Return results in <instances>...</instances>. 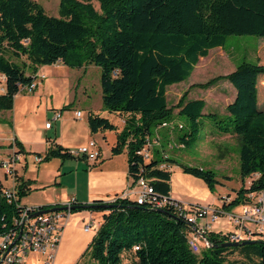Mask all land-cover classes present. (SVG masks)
<instances>
[{"label": "trees", "instance_id": "16d2710c", "mask_svg": "<svg viewBox=\"0 0 264 264\" xmlns=\"http://www.w3.org/2000/svg\"><path fill=\"white\" fill-rule=\"evenodd\" d=\"M93 1L98 2L99 10ZM231 35H254L259 37L260 47L264 46V0H59L58 16L48 15L35 0H0V74L5 80L0 111L13 108L15 95L31 85L39 67L93 64L100 69L102 107L123 119V126L119 130L107 117L91 111L87 124L91 133H116L111 152L126 149L130 186L143 177L157 198H175L170 195V165L177 164L214 190L218 179L211 168L179 163L167 154L158 156L157 148L149 149L148 157L140 152L152 142L158 128H173L176 115L189 122L192 131L209 116L223 134L237 138L242 180L257 174L247 187L241 185L234 197L222 201L223 209L230 210L243 203L247 193L264 190V62L242 61L231 72L196 84L207 88L224 79L235 88L234 99L219 120L216 113L206 112L203 99L186 100L183 94L174 107L169 106L166 89L188 78L199 59L212 48H222ZM262 51L264 59V48ZM12 57L24 60L18 63ZM187 139V134L180 135V144ZM14 143L23 151L19 139ZM69 149L50 141L37 155L41 161L77 157ZM31 182L16 174L17 197L7 200L3 194L6 185L0 180V233L12 227L13 216L26 206L20 199ZM92 202L113 205L93 208L75 199L69 201L71 211H103L75 264L86 255L93 264H251L253 254L258 256L256 264H264L263 240L223 245L228 237L222 231H206L209 244L199 252L192 251L187 242L190 226L172 206L157 208L120 194L112 201ZM57 204L61 203L39 206ZM233 251L241 257L235 263L226 255ZM123 253L128 260H123Z\"/></svg>", "mask_w": 264, "mask_h": 264}, {"label": "rangeland", "instance_id": "374dc122", "mask_svg": "<svg viewBox=\"0 0 264 264\" xmlns=\"http://www.w3.org/2000/svg\"><path fill=\"white\" fill-rule=\"evenodd\" d=\"M40 3L45 12L50 16H58L59 0H35ZM95 9L99 10V4L93 1ZM259 37L254 35H231L227 36L222 48H212L207 56L201 57L195 65L190 76L182 82L170 85L166 89V97L169 106L174 107L179 99L185 94V99H203L206 103V112L217 114V120L224 117L225 107L235 96V88L227 80H219L207 88L196 86L198 83H204L209 79L218 75H225L231 72L236 65L242 61L253 63L264 62L262 57L264 46L260 47ZM13 61L20 62L24 60L11 58ZM62 68H59V67ZM29 73L28 68L26 69ZM41 73L45 74L41 78ZM100 69L99 67L88 64L81 68H70L61 63L41 66L36 76L35 82L37 87L33 91L21 89L15 97L14 107L11 110L2 111L0 116L3 121L0 122V142L3 143L1 153L12 150L7 142L12 141L15 130L19 133H25L28 140L27 148L42 149L41 140L47 135L41 133L45 121L51 120L56 124L64 120L67 127L81 128L89 111L107 117L116 125H119V116L116 113L108 112L101 105V89H100ZM5 80L0 74V84L3 86ZM259 91L262 90L259 88ZM264 100V95L262 96ZM65 103V104H64ZM66 110H62V117L58 121H54V109H60L62 106L69 104ZM82 111L80 119L74 118V110ZM174 108V113L177 112ZM14 121V125H13ZM178 124H182L183 128H178ZM220 124H223L221 122ZM216 121L209 116L204 117L202 122L198 124L196 129L192 131V127L183 117L176 115L172 126L168 128L170 134L165 133V129L159 130L160 137L155 138L156 131L153 132V140L149 144V149L157 148L156 155L161 156L167 154L170 158L175 159L179 163L191 164L195 166H203L211 168L215 171L218 183L215 184L214 190H210L205 182L192 174L184 172L177 164H171V191L174 197L186 208L191 205L199 204L205 207H212L215 204H221L226 197L231 199L236 194V190L241 186L247 187L253 177L252 174L244 181L239 171V152L238 140L234 137H221L223 133L218 130ZM225 126V125H224ZM82 129V128H81ZM108 137L111 139L113 132L107 131ZM54 131L48 133L49 137H53ZM187 134V141L181 145L179 136ZM19 135V134H18ZM20 136V135H19ZM26 137V139H27ZM83 132L74 138L75 142L83 138ZM73 141V140H72ZM87 141V140H86ZM87 143V142H86ZM107 144V143H105ZM74 148V147H73ZM71 148V149H73ZM27 157L28 166L24 169L25 159L21 156V160L16 163L17 173L35 175L40 171L41 181H47L46 186L29 191L21 197L22 203H33L43 194L54 195V191L58 187H63L64 196L70 198L73 191L77 190L78 194L87 195L88 183V164L84 159L75 157L51 158L47 161H37L34 152L29 153ZM121 163V157L118 159ZM63 161L64 166L60 168ZM92 163V161H90ZM39 166V167H38ZM0 179L6 184L12 183V177L5 178L4 172L0 169ZM60 181V184L57 182ZM222 194V195H220ZM67 201V200H66ZM60 200V203L66 202ZM84 202L85 200L78 199ZM37 205V204H34ZM226 210V213L218 215L217 219L212 222V230H234L235 225L228 217V213H237L241 207ZM84 210V209H81ZM81 210L71 211L70 221L64 227L62 239L54 257L53 264H75L80 258L94 234V228L85 231L83 228L84 218L78 217ZM94 216H98L95 213ZM204 220L211 222L210 212L204 217ZM90 237V238H89ZM201 251L205 242L199 239ZM229 262L235 263L237 258H241L238 252H229L226 254ZM251 264H256L257 255H252ZM124 261L128 260L127 254L122 255ZM43 254L28 252L23 257L22 264H48ZM79 264H93L92 260L86 255Z\"/></svg>", "mask_w": 264, "mask_h": 264}, {"label": "built area", "instance_id": "2783aa9c", "mask_svg": "<svg viewBox=\"0 0 264 264\" xmlns=\"http://www.w3.org/2000/svg\"><path fill=\"white\" fill-rule=\"evenodd\" d=\"M40 77L44 78L45 75L41 74ZM36 86L37 83L34 80L30 86L22 89L33 91ZM74 115L76 118H80L82 113L79 110H75ZM60 118L61 111L55 110L52 120ZM51 124L52 121L48 120L45 122L44 127L51 128ZM163 125L166 126V124ZM149 144L148 142L140 150L145 157L150 155ZM69 152L75 155L84 154L87 159L92 161L100 156V149L94 139H90L86 144L79 145L76 148H70ZM35 158L37 161L42 159L40 155H36ZM19 159L20 154L18 151H12L9 155L0 159V169L3 170L5 178H8V176L12 177V183L3 188V194L7 200H13L17 197L15 165ZM133 186H135V190L127 189L122 191L120 195L134 197L138 203L147 201L157 208H163L166 205L172 206L176 215L185 220L190 226L187 242L194 252H199L200 250L199 239L203 240L205 245L209 244L204 233L211 230L212 222L217 219L218 215L221 213L227 214V211L222 207V203L215 204L212 207L195 204L186 208L176 198H168L166 196L157 198L153 194L151 185L143 177H139L130 187ZM69 201L57 204L65 206L63 208L41 213H35L40 208H43L39 205L26 204V206L22 207L18 214L13 216L12 227L0 233V264H22L23 257L28 252L43 254L47 260L46 262L51 264L61 240L63 226L70 215ZM209 212L211 222L204 220V217ZM228 217L235 225V229L228 232L225 231L228 237L227 241L254 238L264 241V190L247 193L245 201L241 203L240 211L228 213ZM92 227L96 228L97 225L94 222L93 225L92 222H86L83 225L85 231L91 230ZM137 247L135 245V248Z\"/></svg>", "mask_w": 264, "mask_h": 264}, {"label": "crops", "instance_id": "0c3cea01", "mask_svg": "<svg viewBox=\"0 0 264 264\" xmlns=\"http://www.w3.org/2000/svg\"><path fill=\"white\" fill-rule=\"evenodd\" d=\"M56 67H59V66H56ZM59 68H62V67H59ZM40 69H41V67L38 68L37 75H38V72ZM41 74H44V73H41ZM3 91H4V84H3V86H1V84H0V93H2ZM16 96L17 95H15V97ZM15 97H14V101H15ZM13 107H14V105H13ZM52 110L55 111V110H59V109L52 108ZM75 110H79V109H75ZM79 111H81V110H79ZM1 113H2V111H0V114ZM81 113H82V111H81ZM73 114H74V112H73ZM61 117H62V113H61ZM81 117H82V115H81ZM74 118H76L75 115H74ZM80 118H76V119H80ZM54 121L57 122L58 120H54ZM64 122L65 121L62 120L56 124L52 123L51 128H45L43 126L41 133H45L47 135V137H45L44 140H41L42 149H34V148L32 149L31 147L27 148V145H26L27 141L26 140H28L29 137H27V135L25 133L21 134V133H19V130H18V132L15 130V135H14V137H12V141L10 140L9 142H7L8 146L10 143H12V146H9L10 148H12V150L6 151L4 154H2L0 151V159L6 157L12 151H18L19 150L18 146L14 143L15 138L19 139L20 142L22 143L23 151H18V152L20 154L19 161L21 160V156H24V159H25V163L23 166L24 169H26L28 166L27 157L31 155L29 153L34 152L35 155L37 154V152L43 153L50 141L57 142L64 147L76 148L79 145L86 144V142H88V140L94 139L96 141L99 149H100L99 158L92 161V160L87 159L85 156L81 157L82 154H78L77 157H75L78 159L86 160L87 164L89 166L87 169V173H88L87 195H84V197H83V196L79 195L77 190L75 189V191H73L72 195H70V198H69L67 196H64L65 191L62 190L63 187H58L54 191V193H55L54 195L43 194L42 196H40L36 200L31 201L33 203L27 204L25 202L23 204L44 205V204L57 203L60 200L69 201L72 199H75L77 201H78V199L85 200L84 202H92V201L98 200V199H102V200H106V201H112L115 195L120 194L124 190H127V189L135 190V186L130 187L131 178L128 176V172H127L128 171V162H127L126 149H123L121 152L115 153V154H113L111 152V146L116 141V133L114 131H110V132H113V135H111V139H109V137H108L109 135L107 132L108 130L91 133L89 130L88 124H87V118L85 119V122H83V124H82L83 125L81 127L82 129L77 128V127H67L64 125ZM13 125H14V121H13ZM116 126L120 130L123 126V119L119 118V125H116ZM161 128L165 129V133L167 135L170 134V130L168 129V127H160L156 130L155 138L160 137L159 130ZM52 130L54 131L53 137H51V136L49 137L48 133L51 132ZM80 130H81V132H83L84 137L80 141L75 142L74 138L75 137L77 138L78 134L80 135ZM26 137H27V139H26ZM221 137H234V135L223 134ZM105 143H107V144H105ZM2 145H3V143L0 142V149H2L1 148ZM120 157L122 160L121 163L118 162L119 161L118 159ZM52 158H59V157H52ZM90 161H92V163H90ZM60 164H62L60 166V168L64 166L63 161ZM15 167H16V165H15ZM17 171L18 170L16 168V173H17ZM39 173H40V171H38L35 175L25 174V172L23 174L17 173V175L23 176V178L32 179V182L29 184V188H30L29 193H31L34 190L41 189L47 185L46 184L47 181H41ZM1 181L5 185H10V184H6L3 180H1ZM57 184H60V181H58ZM170 185H171V179H170ZM170 195L172 197H174L171 190H170ZM220 195H222V194H220ZM20 202H21V199H20ZM236 207H238V205L232 207V209H235ZM239 207H241V204ZM80 213L81 214L78 217L82 216V218H84V224L86 222H92V225H93V222H94L95 225H97V227L94 228V230H93L95 233L96 229L98 228V226L101 222V217H102L103 211L84 209V210H81ZM95 213H98L97 217L94 216ZM70 215H71V213H70ZM69 221H70V216L68 217L67 221L65 222V224L63 226L62 234L64 233V227H66V225H68ZM212 226H211V228H212ZM88 231H90V230H88ZM217 231H222V230L220 229ZM227 231H232V230H227ZM222 232H225V231H222ZM92 236H93V234H92ZM61 239H62V236H61ZM55 255H56V252H55ZM53 261H54V259H53ZM53 261L51 262V264H53Z\"/></svg>", "mask_w": 264, "mask_h": 264}, {"label": "water", "instance_id": "95a60500", "mask_svg": "<svg viewBox=\"0 0 264 264\" xmlns=\"http://www.w3.org/2000/svg\"><path fill=\"white\" fill-rule=\"evenodd\" d=\"M82 206L86 207V206H89V207H105V206H111L113 205V203H94V202H82L81 203ZM65 206H62V205H51V206H47V207H44V208H40L37 212L35 213H41V212H44V211H49V210H55V209H60V208H63ZM254 239H242V240H233V241H225L223 243V245H228V246H235V245H238V244H245V243H251L253 242Z\"/></svg>", "mask_w": 264, "mask_h": 264}]
</instances>
